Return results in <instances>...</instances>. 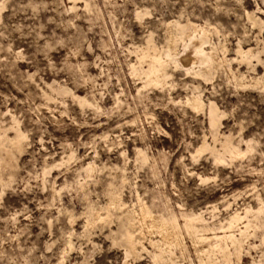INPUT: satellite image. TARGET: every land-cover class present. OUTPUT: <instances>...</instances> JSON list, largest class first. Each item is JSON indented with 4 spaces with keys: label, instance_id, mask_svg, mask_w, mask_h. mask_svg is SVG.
<instances>
[{
    "label": "rangeland",
    "instance_id": "rangeland-1",
    "mask_svg": "<svg viewBox=\"0 0 264 264\" xmlns=\"http://www.w3.org/2000/svg\"><path fill=\"white\" fill-rule=\"evenodd\" d=\"M0 1V126L13 136V115L26 135L18 169L3 171L13 181L0 183V264H58L63 255L65 264H154L146 252L134 260L113 243L108 234L117 221L84 234L87 202L106 205L110 190L122 192L128 204L138 192L155 211L170 206L179 213L177 204L187 212L216 206V222L247 204L256 208L257 194L264 199V66L254 72L232 61L237 78L221 71L209 83L174 70L173 84L163 91L139 93L142 82L131 73L135 57L129 52L144 44L150 31L163 44L165 23L187 16L221 27L232 59L239 38L246 47L256 45L257 30L245 10L256 9V2L264 10V0H78L74 9L69 0ZM144 9L150 13L140 20L137 12ZM241 74L248 75L244 86L236 85ZM252 77H262V83L256 86ZM52 83L100 109L53 93L47 85ZM193 84L225 113L222 133L234 143L249 139L252 152L225 164H216L209 150L193 157L204 136L213 146L205 114L192 112L185 102ZM139 149L150 157L147 163L136 161ZM63 157L66 164L44 183L43 169ZM90 161L97 175L80 182L81 168ZM185 241L187 263L190 257L198 264L190 239ZM251 241L260 242L259 237ZM259 255L252 249L239 264H254Z\"/></svg>",
    "mask_w": 264,
    "mask_h": 264
},
{
    "label": "bare ground",
    "instance_id": "bare-ground-1",
    "mask_svg": "<svg viewBox=\"0 0 264 264\" xmlns=\"http://www.w3.org/2000/svg\"><path fill=\"white\" fill-rule=\"evenodd\" d=\"M69 1L74 3L69 9H74L78 0ZM256 3V9L245 10L250 27L257 30L256 45L246 47L244 45L245 38L237 39L238 42L235 48L237 56H233L232 59L228 58L231 49L228 47L227 37L224 36L221 39L222 29L216 23H211L213 21L197 22L187 16L184 20H181V18L171 19L165 23L163 44L157 42L154 33L150 31L146 35L144 44L132 46V50L129 51L135 57V60L130 63L131 73L142 82L138 92L141 93L143 89L148 88L163 91L173 84L174 70L181 69L186 76L209 83L221 71L233 74L232 61L244 64L248 71L252 70L254 72L257 71V66H264V18L260 15L264 13V10L258 2ZM85 7H89V3L86 1ZM233 7L235 8V6ZM3 8V3H0V16ZM225 12L227 13V11ZM148 13L150 12L146 9L138 11L137 17L141 20ZM233 76L234 78L238 77L235 74ZM247 76L241 74V82L236 85H246L245 79ZM252 79L256 80V86L262 83V77H252ZM47 85L53 93L61 96L71 95L74 100L83 106L95 110L100 109L95 101L89 100L86 96H80L65 86L55 85L54 83ZM47 96L48 100L52 99L50 95ZM185 102L192 112L205 114L213 143L211 147L207 141L208 137L204 136L202 144L193 153L194 158L198 157L201 152L209 150L216 164H225L241 159L247 153L252 152L254 147L250 144L251 141H248L249 139L245 140L240 137L238 142L234 143L231 135L222 133L220 128L225 113L220 110L215 101H206L202 97L199 85H192L191 94L186 97ZM9 126L14 132L13 136L7 133V129H2V126H0V183L3 186L10 185L13 181V175L5 177L3 171L7 167L13 171L18 169L17 156L24 149L26 137L19 126L17 118L13 115ZM241 144H245L246 148L242 149ZM218 146L220 147L218 148ZM73 157L74 155L71 154L68 160ZM149 160L150 157L145 150H137L136 161L147 163ZM64 164H66V161L63 157L51 166L46 165L43 169L44 183H46L47 175H50L54 168H59ZM81 169L80 178L82 179H80V182L85 178L94 177L98 167L95 161H90L83 165ZM200 179L201 182L206 181L202 176ZM121 181H123L124 187L130 185L124 174ZM61 190L62 188L59 190L57 188L55 193L61 195ZM110 191L109 196L107 195L109 200L107 199L106 205L96 206L97 204L93 205L90 201L87 202L88 207H85L86 210L82 212V215H85L84 234L89 236L98 225L108 226L117 221V229H110L108 236L114 244L124 248L127 257L137 260L143 252H146L154 264H194L189 256L188 260L190 262L187 263L186 261L189 251L185 240L189 238L198 264H239L244 253L250 254L252 249L258 250L260 253L258 262H255L252 257L253 263L264 264V199L259 194L256 195V208L247 204L242 209L237 208L227 217L218 219L216 222V206H213L211 210L206 208L196 212H187L184 210L183 204H177L179 208V213H177L178 211L176 212L165 204L166 207L162 210L155 211L153 205H149L140 197L138 192H136L135 201L128 204L124 201L122 192L120 193L119 190ZM231 205V203H228L225 208L229 209ZM65 211L70 212V221H74L75 215L67 207ZM207 213L210 214L208 218L206 217ZM253 237H259L260 242H250ZM68 242L70 249H72L71 239ZM65 258L66 256L63 255L58 264H65Z\"/></svg>",
    "mask_w": 264,
    "mask_h": 264
}]
</instances>
